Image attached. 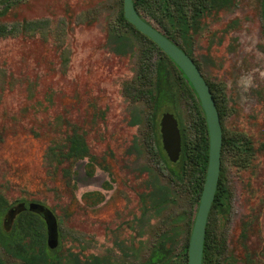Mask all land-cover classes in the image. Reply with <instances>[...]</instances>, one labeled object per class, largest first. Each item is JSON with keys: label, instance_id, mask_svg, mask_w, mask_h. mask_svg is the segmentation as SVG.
Segmentation results:
<instances>
[{"label": "rangeland", "instance_id": "rangeland-1", "mask_svg": "<svg viewBox=\"0 0 264 264\" xmlns=\"http://www.w3.org/2000/svg\"><path fill=\"white\" fill-rule=\"evenodd\" d=\"M235 1L232 10L205 19L193 44L204 77L224 100L226 138L253 148L243 154L226 147L229 212L223 217L213 209L210 228L225 244L219 264H264V149L258 151L264 146L262 0ZM122 8L123 0L0 2V24L16 28L0 39V192L12 208L37 203L62 219L64 249L82 258L138 264L161 232L183 226L179 216L189 210L190 193L158 173L152 106L127 93L147 42L135 39L134 55L114 50L110 32L125 29ZM27 22L36 24L25 30ZM178 103L195 140L191 102L182 94ZM165 113L173 114L159 117L161 145ZM74 133L84 139L87 153L59 164L53 153L67 152ZM160 186L170 200L158 214L142 195L152 196ZM7 216L2 222L10 230L14 221ZM184 257L175 246L169 264H183ZM0 264L23 262L0 246Z\"/></svg>", "mask_w": 264, "mask_h": 264}, {"label": "trees", "instance_id": "trees-1", "mask_svg": "<svg viewBox=\"0 0 264 264\" xmlns=\"http://www.w3.org/2000/svg\"><path fill=\"white\" fill-rule=\"evenodd\" d=\"M13 1L1 0L0 2L11 4ZM233 2L234 0H135L134 6L145 21L173 40L175 44L176 39L181 38L187 48L191 50L192 37L198 30L203 29L204 20L213 11L230 10ZM120 20L122 27L125 29L111 30L110 32L111 44L119 55L136 54L135 39H142L147 42V45L141 50L138 48L140 61L137 68V78L134 82L135 84H131L126 90L135 100L147 99L152 106V112L149 114L151 133L153 138L156 136L158 138L153 150L157 153L162 165H160L158 173L167 175L171 181L182 185L184 189L187 188L191 201V209L179 216L180 222H184V225L169 227L160 234L154 248H152L149 259L143 264H169L173 245L179 242V237L189 228V239L183 250V254H185L183 264H188L189 240L197 210L195 206L200 203L209 163L207 121L197 94L184 73L157 44L138 32L126 20L124 0ZM35 24L25 23V30L31 29ZM14 32H16L15 27L9 28L6 24H0V39L14 35ZM155 56H157L156 60H154ZM198 68L200 69V66ZM205 80L214 96L223 128L222 167L213 207H216L218 212L224 217L229 212L227 200L230 195L223 182V156L225 149L226 147H233L240 153L251 154L253 148L249 142L240 143L235 139L226 138L224 128L226 108L224 100L217 96L218 91L214 88V85L206 78ZM182 94L187 96V99L191 102L194 113V128L197 134L195 140L189 136L187 126L184 123L183 113L179 108L178 102ZM164 112L175 114L179 121L182 152L180 159L176 163L170 161L160 142L159 117ZM138 123V119L132 121L133 125ZM68 139L67 152L53 153L59 164L83 157L87 153L86 143L79 134L74 133ZM263 149L264 146L259 148L258 151ZM152 186H155V183H152ZM151 194L152 208L157 211H160L164 203L170 200L168 190L161 186L156 187ZM12 206L13 204L9 202L5 194L0 192V246L6 253L19 259L23 264H115L110 258L105 256H86L82 258L79 254L69 249H64L62 246H58L53 250L50 249L47 245V230L44 219L29 210L19 214L14 220L11 229L6 230L2 220ZM58 224H62V219L58 220ZM60 237H63V235ZM224 253L225 244L223 241L216 240L208 224L204 242L203 264H219V258ZM248 261L251 263V260Z\"/></svg>", "mask_w": 264, "mask_h": 264}, {"label": "water", "instance_id": "water-1", "mask_svg": "<svg viewBox=\"0 0 264 264\" xmlns=\"http://www.w3.org/2000/svg\"><path fill=\"white\" fill-rule=\"evenodd\" d=\"M135 0H124V15L134 28L149 38L177 65L184 73L203 109L209 133V163L203 186V191L198 206L188 250V264H203L204 242L207 232L209 214L212 209L221 171V156L223 146V128L217 105L202 72L190 56L182 51L174 42L162 32L145 21L134 6ZM161 134L163 147L172 163L180 159L182 152V139L178 120L173 114L165 113L161 120ZM29 210L41 216L47 225V244L50 249L59 246V226L54 213L47 207L30 203L28 206L21 204L8 212L7 220L14 221L18 214Z\"/></svg>", "mask_w": 264, "mask_h": 264}, {"label": "flooded vegetation", "instance_id": "flooded-vegetation-1", "mask_svg": "<svg viewBox=\"0 0 264 264\" xmlns=\"http://www.w3.org/2000/svg\"><path fill=\"white\" fill-rule=\"evenodd\" d=\"M235 5H236V1L234 0V2H233V6H232V8L230 9V10H232L233 9V7H235ZM260 9H261V13H262V15H263V27H264V13H263V9H264V0H262V2H261V5H260ZM230 10H228V11H230ZM219 12L220 11H227V10H218ZM227 11V12H228ZM219 12H216V11H213L210 15H209V17L210 16H214L215 14H217V13H219ZM140 15V14H139ZM152 25V24H151ZM204 25H205V20H204ZM204 28V27H203ZM201 30H203V29H200V30H198V32L196 33V34H194L193 35V37H192V44H191V50H189L188 48H187V45L183 42V40L181 39V38H179V39H176V45L182 50V51H184L188 56H190L191 58H192V60L195 62V64L197 65V67L199 66V64L197 63V61L195 60V58H194V47H193V44H194V36L195 35H197V34H199L200 33V31ZM167 37V36H166ZM168 38V37H167ZM169 39V38H168ZM171 40V39H170ZM172 42H173V40H171ZM175 43V42H174ZM201 71V70H200ZM202 72V71H201ZM203 74V73H202ZM160 132H161V128H160ZM161 139H162V134H161ZM155 145H156V143L153 145V147H155ZM162 147H163V139H162ZM163 149H164V147H163ZM151 151H153V152H155L154 150H153V148L151 149ZM165 151V150H164ZM156 153V152H155ZM157 154V153H156ZM158 156V155H157ZM159 158V157H158ZM159 169H160V166H159V168H158V171H159ZM170 181H171V179H170ZM172 183H175V182H173V181H171ZM176 184H178V183H176ZM178 186H180V188H182V189H184L183 187H182V185H180V184H178ZM165 188V187H164ZM185 190L186 191H188L189 192V190L187 189V188H185ZM190 196V195H189ZM142 197L143 198H145V197H148L149 198V200H150V197H151V195H150V193L149 194H147V195H145V194H143L142 195ZM215 201V200H214ZM25 204V203H24ZM30 204V203H29ZM29 204H25L26 206H28ZM41 205V204H40ZM199 206V205H198ZM198 206H195V209H197L198 210ZM213 206H214V203H213ZM212 206V209H211V211H210V214H209V219H208V224L210 225V220H211V214H212V210L214 209L215 210V208L216 207H213ZM49 209V208H48ZM164 206H163V208L160 210V211H158V214H160V213H162L164 210ZM191 209V201H190V206H189V210ZM217 209V208H216ZM50 210V209H49ZM189 210H187V211H189ZM197 210H196V214H197ZM186 211V212H187ZM160 212V213H159ZM21 214V213H20ZM19 215V214H18ZM17 215V216H18ZM17 218V217H16ZM15 218V219H16ZM195 218H196V215H195ZM14 219V220H15ZM45 221V220H44ZM46 223V222H45ZM208 224H207V226H208ZM184 225V224H183ZM187 228V227H186ZM46 230H47V225H46ZM193 230V229H192ZM164 232V231H163ZM163 232H161V234L163 233ZM59 236H60V231H59ZM159 237H160V235H159ZM159 237H158V239H159ZM47 239H48V235H47ZM157 239V240H158ZM189 239V228H187L186 229V232H183V234L179 237V239H178V243L177 244H175V245H173V248H172V251H173V249H174V247L175 246H178V245H180V247L182 248V252H183V250H184V248H185V245L187 244V240ZM157 240H156V242H157ZM48 242V241H47ZM156 242H155V244H156ZM189 242H190V240H189ZM155 244H154V246H155ZM48 245V244H47ZM154 248V247H153ZM152 251V250H151ZM151 254V253H150ZM98 257H104V256H98ZM106 257V256H105ZM149 257H150V255H149ZM149 257L144 261V262H141V263H138V264H143V263H145L148 259H149ZM109 258V257H108ZM111 259V258H110ZM132 264H135V263H132Z\"/></svg>", "mask_w": 264, "mask_h": 264}]
</instances>
